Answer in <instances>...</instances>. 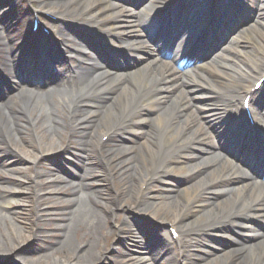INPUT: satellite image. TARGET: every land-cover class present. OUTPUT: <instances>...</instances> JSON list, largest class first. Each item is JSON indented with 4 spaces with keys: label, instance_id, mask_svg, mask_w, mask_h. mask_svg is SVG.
Returning a JSON list of instances; mask_svg holds the SVG:
<instances>
[{
    "label": "bare ground",
    "instance_id": "bare-ground-1",
    "mask_svg": "<svg viewBox=\"0 0 264 264\" xmlns=\"http://www.w3.org/2000/svg\"><path fill=\"white\" fill-rule=\"evenodd\" d=\"M27 1L31 4V0ZM35 1L43 13L60 19L56 36H28L18 45L16 18L6 13L0 21V68L9 69L5 75L0 73V139L23 147L25 163L33 173L30 177L19 176L20 168L4 161L0 162V171L3 177L7 175L6 179L16 178V194L22 195L25 190L37 200L47 194L55 203H64V221L56 225L53 237L40 236L41 244L30 249L32 235L21 227L14 228L7 221L12 215L8 217L0 211V219L7 226L0 233V256L9 255L14 264H38L41 260L44 264H97L105 259L117 264H264V234L251 227L253 221L264 217V189L246 181L234 168L218 164L215 152L213 157L200 156L209 150L232 151L240 158L236 163L264 174V82L261 89L252 92L247 85L257 70L262 72L253 83L264 74V0ZM138 4L140 12H134ZM42 10L33 8L37 14ZM243 12L257 20L250 27L243 26L223 49L227 54L208 62L205 47L242 21ZM36 31L41 32L39 27ZM195 31L198 34L187 44V54L173 53L175 47L186 42V35ZM173 38L180 41L177 46ZM156 40L162 47L155 45ZM247 41L253 42L262 57L244 49ZM31 46L38 54L33 62L28 51ZM19 47L24 50L22 54ZM170 57H184L185 63L194 61L203 84L192 82L186 72L180 74L168 63ZM64 58L75 63L76 72L62 63ZM35 66L37 74L29 77L28 72ZM128 68L131 71L123 72ZM8 87L19 90L10 96ZM249 92L250 116L262 132L255 124L250 126L241 113L243 97ZM159 103H165L162 111L147 122L148 106ZM20 118L25 119L23 124ZM42 118L45 136L35 137L37 151H32V156L29 146L21 140L25 127H35ZM118 134L121 151L110 148L103 152L106 140ZM230 134L238 136L237 143ZM137 135L141 141L132 144ZM244 136L247 141L241 139ZM92 148L97 160L92 158ZM192 150L200 155L191 154ZM52 152L62 162H55L49 170L39 169L37 164ZM170 159L176 162L169 164ZM184 162L191 163V178L205 177L204 180L181 190L178 196L167 189L169 195L163 197L166 202L161 201L156 194L159 191L151 193L156 175L183 169ZM39 179H44L40 187L52 190L42 193V188H36ZM69 179L76 183L66 188ZM107 179L118 183V199H108L102 193L99 184ZM225 182L239 185L217 191V199L221 200L212 203L215 212L210 209L202 222L181 224V218L202 196L214 194L213 188ZM5 188L0 185V189ZM131 206L156 226L125 214L112 228L123 241L136 234L138 242L136 246L124 244V255L118 261L105 255L99 240L109 234L107 225H112L120 208ZM226 221L237 232L256 236L249 246L256 250L246 254L244 248L237 247L235 254H222L220 258L200 254L205 243L193 239L198 235L194 231L202 227L209 235L218 234V227ZM176 225L182 241L173 240L170 229ZM115 249L114 246L113 253Z\"/></svg>",
    "mask_w": 264,
    "mask_h": 264
},
{
    "label": "rangeland",
    "instance_id": "rangeland-1",
    "mask_svg": "<svg viewBox=\"0 0 264 264\" xmlns=\"http://www.w3.org/2000/svg\"><path fill=\"white\" fill-rule=\"evenodd\" d=\"M147 1V0H146ZM208 2L210 0H207ZM251 1V0H250ZM148 2H150V0H148ZM250 4H248L247 8H250ZM32 8H35L36 10L41 9L39 8L37 2L35 0H31V4H29L27 2V0H0V10H2V14L0 16V21L4 20L6 18L7 14H10L12 17H15L17 20L16 23V28L18 29V36L19 38H17L19 40L18 45H20L24 40L27 39L28 36H33L35 39L36 38H42L41 32H36L35 34L31 33V27H30V20H31V11ZM139 8H141V4H138L136 6V9H133L134 12H140ZM46 9H48V7H46ZM43 11V10H42ZM56 11V10H55ZM54 11V12H55ZM239 18V17H238ZM243 20L240 22H237L235 24H233L234 26H232V28H230L229 32H227L226 34L222 35V38L219 39L218 41H215L214 44H217L214 46V44L210 43L209 45H207L205 47V50L203 51L205 54V58L206 60H208V62H213L214 59L217 56H223L225 54H227L223 49L225 47H228L230 45L231 40L237 36L239 34V32L241 31V29L243 28V26L248 25L249 27L254 23V21L257 20V18L255 16H251L250 14H247L243 12ZM237 20V19H236ZM69 23V22H67ZM251 24V25H249ZM60 26L59 21L58 22H54L50 25L51 28V32H52V36H54L56 34V31L58 29V27ZM56 36V35H55ZM159 40H156L154 43H159ZM18 45L15 46V48H18ZM246 46L247 48H244L247 51H251V54H254L256 57H262L260 55L259 50L256 48V46L253 44L252 41H247L246 42ZM20 48V47H19ZM34 46H31L28 51L29 55H30V59L33 61H35L37 58V52H34ZM176 51H178L175 48ZM24 52L23 48H20L19 54H22ZM19 56V55H18ZM223 62V61H222ZM135 67V66H134ZM136 67H140L136 66ZM176 68V67H175ZM75 72L77 71V69H74ZM192 68H186L184 70V74L185 71L187 73H189L191 75V72H193ZM6 71H8V68H6ZM131 71V68L125 69V71L123 72H129ZM262 71L257 70L256 73L253 75V79L257 78ZM180 74H183V71L180 72ZM35 73L30 72L29 73V77L34 76ZM193 75V74H192ZM191 77V76H190ZM190 80L193 82H198V83H202L201 81H204L200 78H198L197 75H193L192 78H190ZM249 80L247 82V85L251 86L253 81ZM203 84V83H202ZM19 90V88H13V87H8L7 90V94L8 95H13L15 94L17 91ZM244 90V89H243ZM6 94V96H7ZM5 96V97H6ZM101 100L98 99V102H100ZM193 102H196L195 100ZM240 103V100H239ZM165 103H159L157 104H150L148 106V113H147V117H146V121L147 122H152L153 117L156 115L157 112L162 111L163 106ZM20 121L25 122L24 118H20ZM42 121L44 123V119L42 118V120L40 122L36 121V126L32 127L31 125H28L25 127L24 133L25 135L22 138V142L23 144L25 143V145L29 146V150L32 151H37V147L34 143V139L37 136H45V133H43V129L44 127L41 126L42 125ZM145 126V124H144ZM68 132L64 134V136H67ZM75 136H77L76 134H74ZM119 134L118 137L117 136H113L110 137L109 139L106 140L104 146H103V152L107 149H117L118 152L121 151L122 146L121 144L117 143V141L119 140ZM229 137H233L232 134L228 135ZM228 137V138H229ZM142 137L140 135H137V137H135V140H133L132 144H137L139 143V140L141 141ZM233 139H236V137H233ZM64 142V144L66 143L65 140H62ZM77 141V140H76ZM73 142L71 143L72 147L76 146L77 142ZM130 145V144H128ZM22 148V150H21ZM41 150V148H40ZM92 158L94 160H97L96 155L94 154L95 150L94 148H92ZM210 152H207L205 154L200 155V153H197V150H192L191 154H197L202 156L203 158H207V157H213V152L216 153V162L220 165L223 166H227V167H231L234 168L235 170H237L238 172L242 173V175H244V177L246 178V181H248L249 183H254L256 187L258 188H262L264 189V174H262L261 172L259 173H255L253 172V170L249 169L248 167L244 166V165H239L238 163H234V162H225L226 158V153L228 152H218L217 149L216 150H209ZM72 152V150L70 151ZM103 152H101V154H103ZM136 150L134 151V155ZM32 152V156H33ZM230 156V155H228ZM227 156V157H228ZM46 158L42 159L38 164L37 167L41 170H49L54 166L55 162L61 163L62 159L60 157H56L55 153H50L45 155ZM56 157V158H55ZM55 158V159H54ZM242 158V157H241ZM246 157L243 158V160ZM26 157L23 154V147H14L12 145L11 142H5L2 137L0 139V162L4 161V164H8L7 162H13L16 164L17 167L20 168V175L19 176H24L26 175L27 177H30L33 173L32 168L28 167L26 165L25 162L26 161ZM215 159V156H214ZM169 164H171L172 162H176L175 159H170L169 160ZM187 163V164H186ZM189 164H191L190 162H184L182 165H185V168L183 169H174V170H170L172 171V173L170 174H162L156 175V179L154 180L152 186H151V193L153 191H159L158 195H160L159 199L163 202H166L165 200H163L165 196L169 195L166 191L167 189H171V191H169V193L173 196H178L177 193H180L181 190L185 189V188H190L195 182L204 180V178L200 179V178H191L188 175V167ZM61 166V165H60ZM62 166H64L65 168H68L69 166L66 165L65 163H62ZM60 168V167H58ZM2 169V168H0ZM256 169V168H254ZM4 172L0 171V185L6 187L5 190L0 189V211L1 213L5 214L6 216L10 217V215H12V218L10 220V218L7 220L8 222L13 224L14 228H22L23 231H25L26 233H29L30 235H32V240L29 241V248L33 249L38 247L41 244V240H43V238H39L40 236H44V237H48L51 236L53 237L54 234L53 231L56 228V225L60 222L64 221V208L65 205L64 203H60V202H54L55 200L52 198L51 195H47L45 194V196L41 199V200H37V198L32 195V194H28V192H25L22 190L21 193H23L22 195L20 194H16V190H17V183L15 181L16 178L13 179H6L7 175L5 174V176L3 177ZM151 175V174H150ZM44 182V179H39L37 181L38 186L36 188L39 189V184ZM76 181L75 179H69L68 182L66 183L65 187L68 188L70 187L72 184H75ZM101 189H102V193L109 199H113L114 197H116V199H118V195L116 194V189H118L119 185L116 182L113 181H108V179L104 182V183H100L99 184ZM237 185H239V183L237 182H225L222 184L217 185L216 187L213 188V190H216L214 192V194L212 195H207V196H202L200 198V201L198 204H195L191 207L190 213H188L187 215H185L184 217L181 218V224L183 223L184 225H190V224H196L198 222H202L204 218L208 217V211L210 209H212L214 212L216 211V207L215 205L213 206L212 203H216L217 201H220L221 199L218 198L217 199V191L220 190H229V189H233L235 188ZM105 186V187H104ZM145 186H143L144 188ZM44 192L50 191L52 190L51 188H46L44 187H40V189ZM166 190V191H165ZM165 191V192H163ZM151 196V195H149ZM14 197V198H13ZM12 199H21L20 202L16 203V204H4L3 202L6 203H12ZM135 205V204H134ZM54 208V210H50ZM213 212V213H214ZM125 214H127L130 217L133 218H137L140 217L142 218L144 221H147L150 225H152L151 227L156 226V224L152 223L151 219L148 220V216L147 215H142L141 213L136 212V210L131 206V207H121L119 210V214L117 215L116 218L113 219V223L112 225L109 223L107 225V230H109V234L105 237H101L99 240V243L101 245V248L104 249L105 255L106 256H111V257H116L118 258V261H120L121 257L124 255V251H123V247L124 244L126 245H130V246H136L137 242H138V238L136 237V234H132L130 235V237H128V240H122V237L120 235H118L117 231L112 228L114 225H119V223L124 219ZM135 214H139V215H135ZM160 227V226H159ZM252 229L254 231L257 232H261L264 234V217H262V219H258L257 221H253L252 225H251ZM9 228V225H8ZM161 228V227H160ZM179 226L176 225L174 226L173 230L176 231L174 236H173V240L174 241H182L181 238H179L178 236V229ZM230 228V229H229ZM7 229L6 223L0 219V233L3 232V230L5 231ZM218 229H220V233H216V234H211L209 235L208 232L206 231V233L203 230L202 227H198L196 230L194 231L195 234H198L196 237H194L193 239H198L201 240L205 243V246L200 248V254H204L206 257H210L213 258L215 256V258H220L221 255H227L228 253H232L235 254V252H233L234 249H236L237 247H242L244 248L243 252L244 253H249L250 251H255V250H250L249 246L251 244H253L257 238L256 236H250V235H244L241 234L239 232H237L235 229H233L231 227V223H229L228 221H226V224L223 225L222 227H218ZM79 234H81V232H79ZM48 235V236H47ZM176 235V236H175ZM132 236V237H131ZM190 239L189 240H193ZM120 240V241H119ZM76 242V241H75ZM73 242V244L75 243ZM80 242V241H79ZM117 243V246L115 245ZM121 244V246H120ZM114 246L116 247V251H114L113 253V249ZM205 247V248H204ZM204 248V249H203ZM7 249V248H4ZM197 250H194L193 252H195ZM204 251L210 252V254H205ZM192 252V254H193ZM3 253V252H2ZM198 253V252H196ZM126 254V253H125ZM122 255V256H121ZM9 256V255H8ZM4 257V256H0V264H14V262L12 261L11 257ZM121 256V257H120ZM113 260V258H111ZM45 262L43 260L40 261V263L38 264H44ZM97 264H117L115 262H110L108 260H103V263L98 262Z\"/></svg>",
    "mask_w": 264,
    "mask_h": 264
}]
</instances>
